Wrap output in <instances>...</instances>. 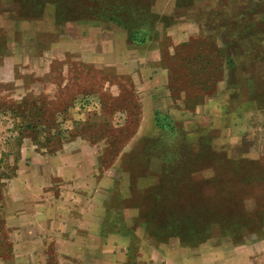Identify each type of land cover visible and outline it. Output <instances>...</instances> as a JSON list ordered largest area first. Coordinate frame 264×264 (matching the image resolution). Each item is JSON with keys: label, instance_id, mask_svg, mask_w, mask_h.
Returning <instances> with one entry per match:
<instances>
[{"label": "rangeland", "instance_id": "374dc122", "mask_svg": "<svg viewBox=\"0 0 264 264\" xmlns=\"http://www.w3.org/2000/svg\"><path fill=\"white\" fill-rule=\"evenodd\" d=\"M96 1L0 0V259L264 264V0Z\"/></svg>", "mask_w": 264, "mask_h": 264}, {"label": "crops", "instance_id": "0c3cea01", "mask_svg": "<svg viewBox=\"0 0 264 264\" xmlns=\"http://www.w3.org/2000/svg\"><path fill=\"white\" fill-rule=\"evenodd\" d=\"M29 38L27 37V40ZM33 40V39H32ZM36 39H34L33 41H35ZM12 43V41H10ZM49 46V49L52 50L53 48H57V45L56 43H49L48 44ZM72 49H74V47H71ZM93 54H95V52H93ZM49 176L47 174H45L44 172H41V176ZM32 180H29V179H26V178H22L21 181H26V183H24L25 185H23L22 187H27L28 189H32L33 186H35L32 181H37L38 179H35L34 177L31 178ZM43 188H46L47 186L51 187V184L50 182L47 184H41ZM13 201H14V204H11L12 206L10 207H13L14 208V211H16L19 207L26 205L27 199H24L23 200V196L22 198H19V194H15L13 196ZM59 200H60V197H59ZM36 202V201H35ZM35 205L34 203H29V207H33L32 205ZM36 206H37V202H36ZM46 213V212H45ZM44 212H40L37 208V211L35 213H28V210L25 211V213H22L21 216H18L16 214H12L11 217H8L6 219L7 221V224H6V228L8 229L7 230V235L9 236V242L11 245H15L17 246L20 251L19 252H15L14 250L12 251L11 253V260L14 261V264H19V262L21 264H39L37 263L38 261H42L43 264L46 263L47 261V255H44V258H42V255L37 252L35 253L34 252V246H35V242H34V239L37 240V238L39 236L42 235V239H43V235L45 233V230H49L47 227L46 229L45 228H41L40 230H37L36 232L33 231V224L35 223H38V222H43V221H49V215L47 217L44 216L45 214ZM48 213V212H47ZM39 217V220H34V217ZM40 216L42 218H40ZM45 217V218H44ZM31 221H35L34 223H32ZM74 227L79 230H82V229H87V226L85 225V223L81 224V223H78V224H75ZM58 231L61 230L60 227L57 228ZM56 229V230H57ZM89 231H92L93 230V226L89 224ZM55 230V231H56ZM59 243V242H57ZM62 243H68V244H73L75 243L74 241H72L71 239H66L64 241H62ZM69 262H72V261H69ZM4 264L3 261L0 259V264ZM41 263V264H42ZM106 264V263H105Z\"/></svg>", "mask_w": 264, "mask_h": 264}, {"label": "trees", "instance_id": "16d2710c", "mask_svg": "<svg viewBox=\"0 0 264 264\" xmlns=\"http://www.w3.org/2000/svg\"><path fill=\"white\" fill-rule=\"evenodd\" d=\"M96 2L98 4H100V2L103 4V5H98V6L95 4V7H98V8H96L95 12L99 13V14H96V17H99V18L102 17V18L107 19L109 21L115 22L116 25L122 26L123 28L126 29V23L122 22L117 17H113V14H117L116 4H113L111 6V9H110V8H108V6L105 5L107 1L104 2L102 0H97ZM111 4H112V0L109 1V6ZM137 33H138V31H137ZM129 39L135 40L136 36L129 35Z\"/></svg>", "mask_w": 264, "mask_h": 264}]
</instances>
